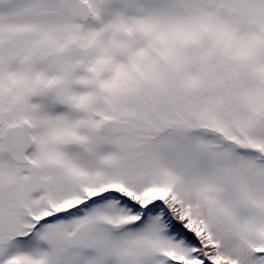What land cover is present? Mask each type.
<instances>
[{"label": "snow or ice", "instance_id": "snow-or-ice-1", "mask_svg": "<svg viewBox=\"0 0 264 264\" xmlns=\"http://www.w3.org/2000/svg\"><path fill=\"white\" fill-rule=\"evenodd\" d=\"M0 264H264V0H0Z\"/></svg>", "mask_w": 264, "mask_h": 264}]
</instances>
